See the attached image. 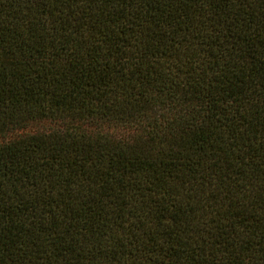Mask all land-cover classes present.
<instances>
[{
    "label": "trees",
    "instance_id": "trees-1",
    "mask_svg": "<svg viewBox=\"0 0 264 264\" xmlns=\"http://www.w3.org/2000/svg\"><path fill=\"white\" fill-rule=\"evenodd\" d=\"M0 264H264V0H0Z\"/></svg>",
    "mask_w": 264,
    "mask_h": 264
}]
</instances>
